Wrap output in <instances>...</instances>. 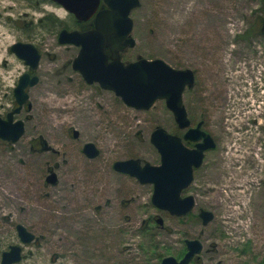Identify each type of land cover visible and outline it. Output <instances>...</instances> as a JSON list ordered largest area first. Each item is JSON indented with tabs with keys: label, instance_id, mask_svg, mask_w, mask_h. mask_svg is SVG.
<instances>
[{
	"label": "rangeland",
	"instance_id": "1",
	"mask_svg": "<svg viewBox=\"0 0 264 264\" xmlns=\"http://www.w3.org/2000/svg\"><path fill=\"white\" fill-rule=\"evenodd\" d=\"M30 5L72 22L65 9L54 4L0 0V84H13L7 72L11 63V74L24 69L9 52L13 42L31 41L42 54L40 81L30 90L33 108L20 115L25 133L10 144L0 141V252L20 243L16 225L22 224L36 237L24 245L25 258L19 264H160L168 256L183 258L186 239L202 243V252L193 260L200 264H264V104L263 114L250 120L261 137L251 139L254 155L245 165L255 172V182L248 186V213L237 220L226 218L223 192L211 188L224 189L222 176H211L215 170L223 173L217 159L223 142L230 141L219 129L229 66H243L249 75L243 80L249 82V65H264V34L258 33L264 0H140L132 10L136 44L124 52V59L160 58L177 69L192 68L196 88L185 90L184 103L195 123L205 120L217 140L183 192L196 199L194 210L183 217L152 203L153 185L112 168L118 159L160 164L152 132L159 126L170 133L179 129L165 100L138 110L111 91L89 88L71 67L78 48L60 45L47 30L37 28L34 33L32 25L42 15H32ZM263 94L264 88L255 90V104L264 102ZM87 142L100 149L93 160L81 154ZM48 168L58 177L55 184L45 181ZM201 209L214 213L207 225L198 216Z\"/></svg>",
	"mask_w": 264,
	"mask_h": 264
},
{
	"label": "water",
	"instance_id": "2",
	"mask_svg": "<svg viewBox=\"0 0 264 264\" xmlns=\"http://www.w3.org/2000/svg\"><path fill=\"white\" fill-rule=\"evenodd\" d=\"M49 1L72 13L80 22L94 18L90 30L81 32L63 29L59 33L61 44L80 47L73 68L88 83H99L102 88L114 92L124 104L138 110H150L158 100H165L179 127L187 129L183 137L171 134L160 126L152 132L150 141L160 154V164H142L139 158H130L116 161L114 169L135 177L141 184H153L152 203L158 209L177 217L188 215L195 208L196 199L192 195L183 196V192L193 183L194 170L201 166L205 152L215 146L211 135L201 131L199 126L189 128L190 120L183 103V94L194 83L192 70L174 68L160 58H139L127 63L122 61L121 52L136 44L132 35L134 21L131 13L140 5V0ZM106 48L110 49V55L106 53ZM11 50L31 68L35 69L39 65L42 55L33 44L18 42L12 45ZM38 81L36 75L30 78L25 74L20 78L15 89L19 107L9 114L7 121L0 119L2 139L16 142L24 135V121H14L13 115L20 112L28 100L26 87ZM74 134L77 136L78 131ZM202 138L203 141L195 149L184 144V140L198 142ZM83 150L89 157H96L100 152L93 142H87ZM47 181L50 184L57 182L54 171L48 175ZM199 217L203 225H207L214 219V213L201 209ZM158 222L162 223V220ZM16 230L24 244L35 239V235L22 224H18ZM185 245L187 251L181 260L168 256L160 264H199L193 260L202 252V243L198 239H186ZM20 259L21 247L12 245L3 253L2 264H13Z\"/></svg>",
	"mask_w": 264,
	"mask_h": 264
},
{
	"label": "bare ground",
	"instance_id": "3",
	"mask_svg": "<svg viewBox=\"0 0 264 264\" xmlns=\"http://www.w3.org/2000/svg\"><path fill=\"white\" fill-rule=\"evenodd\" d=\"M250 68L252 69L251 82L243 80L245 76L249 75L246 74L248 70L243 71V66L241 65L229 66V70L226 73L225 81L228 87L225 95L227 105H225L226 109L224 110V114L221 113L219 129L222 132H227L230 141L225 145L223 142L220 158L217 159L218 163L223 162H221L223 173L215 170L216 172H213L211 176V178L222 176L224 189L220 190V188L213 185H211V188L215 191L223 192L220 193V196L229 211V215L226 218L230 220H237L238 217L249 211L251 201L249 202L247 200L249 196L248 192L250 191L248 186L250 183L254 184L255 172L246 170L245 165L248 158L254 155L250 151L255 149L251 139L253 138L256 141L261 137V133H258L260 129L253 125L250 120L254 119V115L263 114L264 102L255 104L256 99L254 98L256 96L255 90L264 88V65L255 68V65L251 64L249 65ZM248 95L252 96L254 101L247 98ZM263 95H261V98L264 97ZM229 104H232V107L227 108ZM259 124L262 125L261 123ZM261 156H257L256 154L255 157L259 158ZM221 158L222 160H220ZM236 205H240V207H235Z\"/></svg>",
	"mask_w": 264,
	"mask_h": 264
},
{
	"label": "flooded vegetation",
	"instance_id": "4",
	"mask_svg": "<svg viewBox=\"0 0 264 264\" xmlns=\"http://www.w3.org/2000/svg\"><path fill=\"white\" fill-rule=\"evenodd\" d=\"M37 1V4H43V6L44 5H48V4H54V5H56V6H59V5H57L56 3H54V2H52V1H49V0H36ZM102 6H103V4H102ZM59 7H61V6H59ZM35 8V7H34ZM29 9H31V12L33 13H31L32 15H34L35 16V14L38 12V13H41V17L38 19V20H36L37 21V23H35V24H33L32 25V31H34L35 29H37V28H41V26L45 23V20L47 19V18H49V17H51V18H56V19H58L59 21H61L62 19H60L54 12H52V13H49L48 11H46V10H41L40 9V6H38L37 8H35V9H33V6L32 5H30L29 6ZM100 9V8H99ZM67 12V11H66ZM67 14H68V17L70 18V20L73 22V20H75L76 21V24H75V26H73V27H71V28H66V27H58V29H54V30H49V29H47V31H48V33L49 34H53V35H55V37L57 38V41H58V43L60 44V45H72V44H61L60 42H59V33L63 30V29H67L68 31H73V30H78V31H81V32H83V31H86V30H90V29H92L93 28V21H94V18H92V19H90L89 21H85V22H80V21H78L77 19H76V17L72 14V13H69V12H67ZM14 22V21H13ZM17 23V22H16ZM15 22H14V25L13 26H15V24H16ZM82 24H84V27H82L81 25ZM259 24H260V26H259V34H264V21H259ZM40 32H42V31H40ZM34 33H35V31H34ZM45 33V32H44ZM43 38V37H42ZM18 42H23V43H31V44H33L34 46H36L33 42H31V41H19V40H17V41H15V42H13L12 44H11V46L9 47V52L15 57V59L16 60H21L20 58H18L17 57V55L11 50V47H12V45L13 44H15V43H18ZM72 46H75V45H72ZM76 48H78V53H79V51H80V47L79 46H75ZM36 48L39 50V48L36 46ZM129 49V48H128ZM128 49H126V50H128ZM126 50H124V51H122L121 52V59L123 60V61H125V62H129L130 60L129 59H124V52H126ZM39 52H40V50H39ZM41 53V52H40ZM78 53H77V55H78ZM106 53L108 54V55H110L111 54V52H110V49L109 48H106ZM42 55V54H41ZM77 55L74 57V59L77 57ZM41 58H42V56H41ZM74 59L72 60V63H71V67H72V69L75 71V72H77L78 74H79V76L83 79V81L85 82V85H87L89 88L90 87H92V86H95V85H97V86H99L102 90H107V89H104V88H102L100 85H99V83H88L85 79H84V77L82 76V74L79 72V71H77V70H75L74 68H73V61H74ZM135 60H137V59H135ZM22 62H23V65H24V69H23V71H22V73H20V74H18V71L16 70V72H15V74H11V69H12V67H13V63H11V66L10 67H8L7 65V61H6V63H5V65L7 66V69H8V71L7 72H9L8 74H9V77L12 79V81H13V84H11V85H2V84H0V94H3V98H2V96L0 95V119L1 120H3V121H7L8 120V116H9V114L10 113H12V112H14L18 107H19V104H18V101H17V98H16V96H15V89H16V87L18 86V84H19V81H20V78L23 76V75H25V74H28L29 76H30V78H32L33 76H38L37 75V70H38V68H39V66H40V62H39V65L35 68V69H33V68H31L29 65H26L25 64V62L23 61V60H21ZM41 61V60H40ZM188 69H190V70H192V68H189L188 67ZM192 72H193V74H194V83H193V85L191 86V87H189V88H187V89H189V90H191V91H193V90H195V88H196V72L194 71V70H192ZM38 79H39V81H40V78H39V76H38ZM39 81H38V83H39ZM37 83V84H38ZM37 84H35V85H37ZM35 85H32V86H30V85H28L27 87H26V89H25V91L28 93V100L26 101V103L23 105V107L21 108V110H20V112H18V113H14V115H13V119H14V121H16V120H23L24 121V124H25V129H26V123H25V118L23 119V118H21L20 117V115L23 113V112H26V113H29V112H31V110H32V108H33V106H32V102H31V95H30V90H31V88L33 87V86H35ZM108 91H110V90H108ZM112 92V91H111ZM29 104H30V107H29ZM184 105H185V108H186V111H187V114H188V118H189V120H190V127L189 128H192V129H195L196 127H198L199 126V129L201 130V131H203V132H205V133H207V134H210L211 135V137L213 138V140H214V143H215V146L212 148V149H214L215 147H216V144H217V140H216V138H215V136H213V134L208 130V129H206L207 127H206V123H205V120L203 121V120H200V121H198L197 123H195V121L192 119V117L190 116V114H189V111H188V107H187V105L184 103ZM174 116V115H173ZM26 118L27 119H29V116H26ZM174 120H175V123H176V125L178 126V132L176 133V132H174V134H176V135H178V136H180V137H183L184 136V134L186 133V131H187V129H181L180 127H179V125L177 124V122H176V119H175V117H174ZM76 131V130H75ZM75 131H73V137L75 138V139H78V137H79V132H78V135L77 136H75ZM218 133V132H217ZM218 140H219V138H217ZM0 141H1V143H5V144H10L12 141H9V140H5V139H2L1 137H0ZM203 141V138L200 140V141H198V142H195V141H191V140H184V144L188 147V148H190V149H195V148H197V144L199 143V142H202ZM86 144V143H85ZM84 144V145H85ZM33 145L35 146V145H37L36 143H35V141L33 142ZM84 145H83V147H82V152H81V154H82V156L83 157H85V158H88V159H91V160H93L94 158H97L100 154H101V152H99V154H98V156H96V157H89L85 152H84ZM99 149V148H98ZM209 150H211V149H209ZM208 150V151H209ZM99 151H100V149H99ZM207 152V151H206ZM206 152H205V156H206ZM205 156H204V159H205ZM204 159H203V162H204ZM118 160H126V159H118ZM118 160H116V161H118ZM116 161H114L113 162V164H112V168H113V170L116 172V173H118V174H120V175H128V174H124V173H121V172H118V171H116L115 169H114V163L116 162ZM203 162H202V164H203ZM201 164V165H202ZM201 167V166H200ZM49 170V172H51L52 170L51 169H47V171ZM93 170H91L90 172H92ZM128 176H130V175H128ZM130 177H132V176H130ZM137 182H139L138 181V179H136L135 177H133ZM47 179H48V176H46L45 177V181L48 183V181H47ZM140 183V182H139ZM32 232V231H31ZM17 233V232H16ZM34 234V233H33ZM17 235V238H18V233L16 234ZM35 235V234H34ZM36 237V236H35ZM19 240V239H18ZM34 241H35V239H34ZM33 241V242H34ZM30 243H32V242H30ZM30 243H28V244H30ZM12 245H20V243H18V244H15V243H13V244H10L9 246H8V248L7 249H5V250H1V252H0V264H2V255H3V253L5 252V251H8L9 249H10V247L12 246ZM21 246V259H20V261H18V262H16V263H13V264H19V263H21L23 260H24V258H25V255H24V245H20Z\"/></svg>",
	"mask_w": 264,
	"mask_h": 264
},
{
	"label": "trees",
	"instance_id": "5",
	"mask_svg": "<svg viewBox=\"0 0 264 264\" xmlns=\"http://www.w3.org/2000/svg\"><path fill=\"white\" fill-rule=\"evenodd\" d=\"M76 24V21L73 20V22H71L70 24L68 23H64L62 21H59L58 19L56 18H47L45 20V23L41 26L40 29H44V30H54V29H58V27H66V28H71L73 26H75ZM82 27H84V24L81 25Z\"/></svg>",
	"mask_w": 264,
	"mask_h": 264
}]
</instances>
